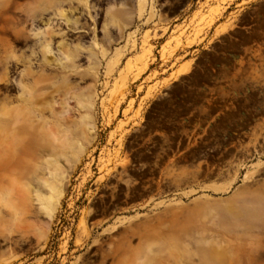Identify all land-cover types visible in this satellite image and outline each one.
Returning <instances> with one entry per match:
<instances>
[{"label": "rangeland", "instance_id": "1", "mask_svg": "<svg viewBox=\"0 0 264 264\" xmlns=\"http://www.w3.org/2000/svg\"><path fill=\"white\" fill-rule=\"evenodd\" d=\"M252 10L264 0H0V264H264V33L254 62L217 70L258 95L226 96L229 118L258 104L247 141L209 176L167 165L119 199L140 186L144 126L231 65L219 52L241 53Z\"/></svg>", "mask_w": 264, "mask_h": 264}, {"label": "flooded vegetation", "instance_id": "2", "mask_svg": "<svg viewBox=\"0 0 264 264\" xmlns=\"http://www.w3.org/2000/svg\"><path fill=\"white\" fill-rule=\"evenodd\" d=\"M243 22L244 24L239 26L241 35L233 37L236 50L241 53L236 54L229 50L219 52L230 56L231 65L215 64V67L206 70V74L202 77L203 81L201 77L194 76L195 85L183 89L176 96L178 103L159 105L157 128L144 126L145 135L131 148L133 153L131 159L134 160L131 169L144 172L136 181L140 186L129 195L127 192H122L119 196L120 202L125 201L128 196L142 194L148 187L156 189L159 176L167 165L187 166L188 169L195 171L196 166L202 162L200 171L204 177L209 176L214 167L213 159L226 160L225 154L228 149L239 150L238 144L247 141L260 118L258 104L254 99L249 101L238 99L231 105L235 114L229 118V105L232 101H228L226 96L228 93L240 96L258 95L254 89H228L226 74L222 71L217 72L218 68H232L235 56H240L243 63L254 62L250 53L258 47H263L260 41H255L254 38L264 33V28L260 27V23H264V13L252 10L243 18ZM251 39L252 41L249 42ZM199 82L203 85H198ZM183 96L187 98L184 99ZM217 115L219 120L213 121L212 117ZM212 134L218 135L215 140L221 143L220 152L217 154L213 153L211 146ZM105 196L108 197L105 204L97 206L100 212L116 204L113 196L110 194Z\"/></svg>", "mask_w": 264, "mask_h": 264}, {"label": "bare ground", "instance_id": "3", "mask_svg": "<svg viewBox=\"0 0 264 264\" xmlns=\"http://www.w3.org/2000/svg\"><path fill=\"white\" fill-rule=\"evenodd\" d=\"M58 21H59V20H58ZM261 229L264 231V227H262ZM254 248H255V249H258V245H257L256 247L254 246Z\"/></svg>", "mask_w": 264, "mask_h": 264}]
</instances>
